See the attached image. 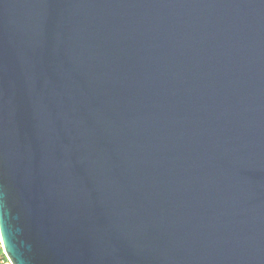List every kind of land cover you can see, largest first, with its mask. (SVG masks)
Listing matches in <instances>:
<instances>
[{
	"label": "water",
	"instance_id": "1",
	"mask_svg": "<svg viewBox=\"0 0 264 264\" xmlns=\"http://www.w3.org/2000/svg\"><path fill=\"white\" fill-rule=\"evenodd\" d=\"M10 264H264V0H0Z\"/></svg>",
	"mask_w": 264,
	"mask_h": 264
},
{
	"label": "trees",
	"instance_id": "2",
	"mask_svg": "<svg viewBox=\"0 0 264 264\" xmlns=\"http://www.w3.org/2000/svg\"><path fill=\"white\" fill-rule=\"evenodd\" d=\"M2 263L6 264L8 262H7L5 255H3V253H2V249H1V245H0V264H2Z\"/></svg>",
	"mask_w": 264,
	"mask_h": 264
},
{
	"label": "rangeland",
	"instance_id": "3",
	"mask_svg": "<svg viewBox=\"0 0 264 264\" xmlns=\"http://www.w3.org/2000/svg\"><path fill=\"white\" fill-rule=\"evenodd\" d=\"M8 262V261H7ZM2 264H5V263H2ZM6 264H10L9 262L8 263H6Z\"/></svg>",
	"mask_w": 264,
	"mask_h": 264
}]
</instances>
